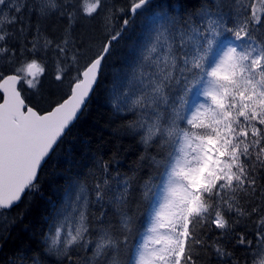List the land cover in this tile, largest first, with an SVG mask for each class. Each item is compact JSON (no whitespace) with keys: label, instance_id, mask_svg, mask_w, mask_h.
I'll list each match as a JSON object with an SVG mask.
<instances>
[{"label":"snow or ice","instance_id":"snow-or-ice-1","mask_svg":"<svg viewBox=\"0 0 264 264\" xmlns=\"http://www.w3.org/2000/svg\"><path fill=\"white\" fill-rule=\"evenodd\" d=\"M150 3L0 0V242ZM157 8L113 78L114 135L139 155L122 171L115 145L68 177L35 249L7 264H264V0Z\"/></svg>","mask_w":264,"mask_h":264},{"label":"trees","instance_id":"trees-1","mask_svg":"<svg viewBox=\"0 0 264 264\" xmlns=\"http://www.w3.org/2000/svg\"><path fill=\"white\" fill-rule=\"evenodd\" d=\"M179 0H151L148 11L143 15H136L128 30L123 37L114 45L113 54L105 62L100 82L95 91L91 94L87 102V107L80 119L76 122L73 133L66 138L62 149H58L62 154L59 160H53L41 173V191L31 198L29 210L23 218L22 223L11 226L10 234L6 241L0 242V264H7L8 260L25 246H31L35 249L34 243L38 237L33 236V232L47 230V222L44 220L49 214V199L56 200L62 192L66 179L79 173L83 180L89 170L92 168L93 157L100 153L111 155L113 146H121L122 171H126L128 166L137 158L139 152L136 151V144L130 138L121 136L117 138L113 130L122 123L111 105L113 99V78L117 73L125 71V65L132 63L139 51V45L142 43L145 34L144 18L146 15L157 11L158 5L177 4ZM118 8H129L131 0H115ZM129 15H131L129 13ZM117 86H119L117 84ZM24 89V88H22ZM28 95V92H24ZM86 142V143H85ZM99 150V151H98ZM71 153L68 159H65L63 153ZM107 158V157H106ZM29 198H26V203ZM25 204H21L18 209L12 213L13 216L24 210ZM142 212V209H141ZM115 222V220H114ZM147 217L138 215L137 227L141 231L147 226ZM25 225L28 229H25ZM139 237L136 238L138 242ZM238 257L244 256L243 249L236 252Z\"/></svg>","mask_w":264,"mask_h":264},{"label":"rangeland","instance_id":"rangeland-1","mask_svg":"<svg viewBox=\"0 0 264 264\" xmlns=\"http://www.w3.org/2000/svg\"><path fill=\"white\" fill-rule=\"evenodd\" d=\"M22 88H24L25 90L27 89L26 85H21Z\"/></svg>","mask_w":264,"mask_h":264}]
</instances>
